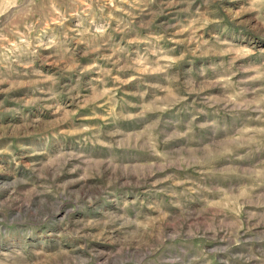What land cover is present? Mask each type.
<instances>
[{
    "label": "rangeland",
    "instance_id": "1",
    "mask_svg": "<svg viewBox=\"0 0 264 264\" xmlns=\"http://www.w3.org/2000/svg\"><path fill=\"white\" fill-rule=\"evenodd\" d=\"M13 213L29 264H264V0H0Z\"/></svg>",
    "mask_w": 264,
    "mask_h": 264
},
{
    "label": "clouds",
    "instance_id": "2",
    "mask_svg": "<svg viewBox=\"0 0 264 264\" xmlns=\"http://www.w3.org/2000/svg\"><path fill=\"white\" fill-rule=\"evenodd\" d=\"M42 223L44 221L26 214H23L19 220L16 219L15 213L7 221L0 218V237L7 244L3 251L6 254H18L24 258V264H29L30 259L34 258V254L42 251V248L35 247L37 242H31L28 238L31 236V229L41 226ZM30 243L33 244L31 248L28 247ZM38 243L43 244V241Z\"/></svg>",
    "mask_w": 264,
    "mask_h": 264
}]
</instances>
